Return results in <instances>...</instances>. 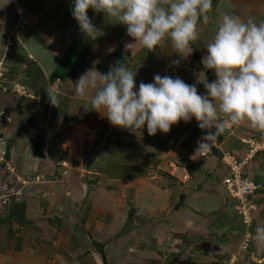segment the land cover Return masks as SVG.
<instances>
[{"label": "rangeland", "instance_id": "374dc122", "mask_svg": "<svg viewBox=\"0 0 264 264\" xmlns=\"http://www.w3.org/2000/svg\"><path fill=\"white\" fill-rule=\"evenodd\" d=\"M71 8L67 0H57L47 21L42 20L49 28L54 27L58 31L59 34L50 29V39H59L60 44L49 42L50 39L43 41L42 38L37 41L25 40V50L21 51L23 37L18 31L9 39L7 58L2 60L0 66V150L3 148L0 152L4 154L5 149H9V160H6V156L0 159V185L8 186L6 190L1 188L0 191V241L6 245L5 249L24 248L27 255L34 256V264H40L42 260L44 264H235L237 258L233 252L223 255L219 247H213L206 241L207 223L213 226L215 222L201 215L209 209H219V197H227L222 181L225 173L219 169L218 159L210 158L206 163H201L204 166L199 168L201 172L196 173L198 179H195V187L201 186L202 189L193 196L184 195L193 186L192 183H188L185 189L184 184L180 182L179 185L165 173L166 170L168 174L174 175L178 169L174 164V156L182 157V145L181 148L179 145L185 140L181 138L184 134L186 143L192 146L187 153L195 154L197 141L204 134L195 119L189 123L181 121L173 125L169 133L158 132L154 136L147 133L146 126L136 132L112 126L97 112L85 109L90 107L91 93L86 98L75 94L74 84L78 79L52 86L51 90L63 96L60 109L66 108V114L61 115L56 122L51 121V114L46 118L43 116L40 109L45 111L46 108H31L33 100L42 102L41 105L49 104L51 108L46 93L50 88H45L67 50V42L72 39H78L90 48L84 73L92 67L106 73L110 67L108 56L122 47L127 66L137 71V75L150 72L149 76H145L149 83L153 82L155 73L162 76L174 73L188 84L197 83L198 74L205 70L196 72L192 64L194 60L201 64L202 57L207 54L206 46L212 41L222 17L231 14L244 20L252 18L257 23L264 22V0H213L207 23L198 26L197 39L192 42V55L182 60L179 66L172 63L179 58L174 54L170 40L166 39L161 48L151 52L139 44L126 50L125 44L132 42L126 26L115 21L108 22L103 13L97 14L91 9L88 12L90 19L98 29L101 30L103 26L108 31L105 36L100 32L98 39H88L80 31L76 20L71 21L73 27L64 29V22L72 17ZM62 18L64 25L55 26L54 22ZM109 49L113 51L109 52ZM29 54L35 60L31 67L25 62ZM13 65H18V69ZM22 70H25L24 76L19 75ZM3 75L7 79L15 75L13 78L16 81L10 80L4 84ZM215 79L213 72L212 81ZM141 82H136L137 88ZM5 87L9 92L3 91ZM197 87L201 94L205 92L202 83L197 84ZM10 90L14 93H10ZM69 125L71 127L63 134V129L59 127L66 128ZM249 131L255 133L249 139L264 140V134L260 131L252 127ZM180 139L178 151L173 150ZM221 139L226 144V151L231 153L232 150L239 152L242 149L243 154L238 159H245L249 146L242 145L230 132H224ZM37 147L40 151L35 149ZM148 151L154 153L153 158L146 157ZM234 155L238 154L234 152ZM125 156L129 163L140 161L146 176L119 182L101 175L106 165L110 173L120 177L125 170L115 167V164L124 162L122 158ZM38 163L39 170L35 171L33 166ZM29 165L33 166L29 169ZM208 171L215 177L212 183L208 182ZM35 174L39 175L37 179H33ZM39 181L46 182L41 186ZM48 182H54L55 185L49 187ZM20 189L29 194V197L24 195L17 199L27 204L28 215L24 225L16 228V220L5 221L1 225L4 222L2 214L12 210L10 207L4 208V201H11V196L21 192ZM54 189L57 199L52 192ZM25 191L21 192L22 195ZM163 191L171 193L167 206L154 211L155 207L150 205L155 202L152 197L156 195L160 202L162 195L156 193ZM87 192L90 193L89 202L83 205ZM4 196L7 197L4 199ZM250 204L251 209H255L249 220L251 222L257 205L254 199ZM262 209H258L257 214L260 212L264 216ZM58 217L64 222L60 229L57 222L56 225L51 224V220L56 221ZM27 220L33 223H27ZM257 220V224L263 226L264 221L260 217ZM18 228L21 230L17 231ZM219 236L223 241L228 239V233L220 232ZM30 263L33 264L32 260Z\"/></svg>", "mask_w": 264, "mask_h": 264}, {"label": "clouds", "instance_id": "9594fccd", "mask_svg": "<svg viewBox=\"0 0 264 264\" xmlns=\"http://www.w3.org/2000/svg\"><path fill=\"white\" fill-rule=\"evenodd\" d=\"M69 4L72 5V17L88 39H98L101 32L88 15L91 9L97 14L103 13L108 22L126 26L127 35L132 38V42L125 44L126 50L139 44L151 52L161 48L166 39L170 40L174 54L179 58L172 63L179 66L182 60L192 55V42L197 39L198 26L207 23L213 0H69ZM206 50L201 64L194 60L205 70L198 74L197 83L188 84L174 73L172 76L155 73L154 82H141L137 88V71L131 70L126 62L118 61L106 73L95 67L88 69L75 82V94L86 98L91 93L90 107L85 109L97 112L112 126L134 132L146 126L147 133L152 136L158 132L169 133L173 125L195 119L204 134L197 141L193 157L215 147L218 137L222 149L230 153L224 149L221 136L224 132H233L234 135V128L240 127L242 121L264 134V22L225 14ZM111 51L113 49H109ZM206 70H212L211 82ZM200 83L205 89L203 94L198 91L197 84ZM3 91L7 92V87ZM47 96L52 106H59L60 97L53 90L49 89ZM229 125L235 126L232 130H225ZM243 140L255 138H244L242 143ZM8 152L9 149H5V153ZM263 152L256 153L252 160ZM5 153L0 152V159L3 160ZM216 155L222 162L220 151L206 157L217 161ZM175 165L180 169L171 174L186 186L190 179L188 173L177 163ZM247 169L248 166L245 175ZM246 177L250 180L249 175ZM254 185L257 190L260 188ZM254 239L258 245L264 246V226L257 225Z\"/></svg>", "mask_w": 264, "mask_h": 264}, {"label": "trees", "instance_id": "16d2710c", "mask_svg": "<svg viewBox=\"0 0 264 264\" xmlns=\"http://www.w3.org/2000/svg\"><path fill=\"white\" fill-rule=\"evenodd\" d=\"M101 32L104 33L103 36H105L108 31H106L105 28H103V26H101ZM55 44H60L59 39L56 40L55 38L50 39L49 42H52ZM90 48L85 45L83 42H81L78 39H72L71 41L67 42V50L63 53V55L61 56L60 60L58 61V65L55 68V70L52 72L49 80H48V87H46L45 89H48L55 84V83H67L69 82V80H77L85 71L86 69V59H87V55L89 52ZM62 51V50H61ZM126 53V52H125ZM125 54L123 53V48L119 47V50L117 49L116 51L112 52L109 56L107 61L109 62L108 67L113 65L116 62H125ZM195 59L197 58V56H194ZM170 61V60H169ZM194 65V63L192 64ZM12 70H16L18 72L17 69H12ZM12 70L10 73H12ZM157 70V69H156ZM25 70H22L21 72H19L20 76H24V72ZM150 72H144L143 75L139 74L136 75V82H144V83H149V79L148 77L145 78V76H149ZM15 76V75H13ZM5 78L6 82L14 81L16 78ZM168 76H172V73H169ZM144 79V81H143ZM16 81V80H15ZM154 82V81H153ZM10 93H14L12 90H10ZM48 91V90H47ZM46 91V93H47ZM9 92V91H7ZM61 98L63 97L62 95H58ZM43 99V98H42ZM21 101L23 102L24 99H21ZM33 105L31 110H34L36 108L40 109V107L42 108H46L45 111H43L42 109H40V111H42L44 113L43 116L48 117L49 114L53 115L52 120L56 122L58 120L59 117H61V115L66 114L65 107H62L60 109V107H55V106H51V108L49 107V104H42L40 102H37L36 100H33ZM51 110V111H50ZM92 115V114H91ZM56 126V125H55ZM69 127H71V125H69L66 128H62L59 127V129H63L62 133L64 134V132L66 133L69 129ZM150 143V142H149ZM182 145V148H181ZM132 146V145H130ZM179 147L181 148V151L183 152L181 155L182 157H175V163L174 164H178L179 167L183 168L186 170V172L189 175V182L188 183H192L193 186L188 188L189 190H187L186 192H184V195L187 193L188 196H193L195 195L197 192H199L200 189H202L201 186L199 187H195V179H198L196 173L201 172L199 168L203 167V164L200 163H206L207 160L209 159L208 157H201L199 154L196 155L195 157H193L195 154L192 155V159L191 158V154H188L187 152L190 150V147L188 143H186V141H183ZM37 151H40L39 148H35ZM45 147H43L42 150H44ZM173 150L178 151L176 148H173ZM172 150V151H173ZM185 150V151H184ZM36 151V152H37ZM35 152V153H36ZM154 153L150 151H148V154L146 157L148 158H153ZM261 153H259L256 157L260 156ZM262 155L264 156V152L262 153ZM255 157V158H256ZM126 159V160H124ZM130 159V157H129ZM197 159V160H196ZM122 161H119V163L115 164V167L118 168H122L123 170H125L123 172V174H121V176H115L112 173H110L107 169L108 167L105 165L104 170L101 171V175H103L105 178H109V179H113L119 182H126V181H131L134 179H139V178H143L145 175V172L143 171V167L140 161H136V162H131L129 163L128 158L125 156L124 158H122ZM131 160V159H130ZM154 160V159H153ZM218 164L220 165L219 169H221L224 173L225 176L223 177L222 181L224 184V180L230 176V170L228 169V167L222 163L220 161V159H218ZM147 163V161H146ZM201 165V166H200ZM204 169V168H202ZM204 171V170H202ZM165 173H167V175H169L171 178H173L175 180V182H177L179 184V181L170 173L168 174V172L165 170ZM208 182L212 183V180H215V177H213L212 174H210V172L208 171ZM246 175H248V173H246ZM180 185V184H179ZM188 185V184H187ZM186 185V186H187ZM190 185V184H189ZM259 185V184H257ZM185 186V189L188 187ZM260 186V185H259ZM225 187V195L227 197L225 198H221L219 197V199L221 200V206L219 209H209L207 211V213H201L204 214V218L206 219H213L212 221L215 222L213 226L210 224L211 223H207V236L205 238L206 241L209 243V245L213 246V247H219V250L223 251V255H225L226 253H230L233 252L232 254H235V257L237 258L235 260V264H264V262L260 263L259 261L263 260L264 261V246H260L256 243L255 239H254V233H255V228L257 227L258 223V217H260V219L262 221H264V217H262V215L259 214H255L254 217L252 218V221L250 222V224H246L244 218L240 215L239 210L237 209L238 206V202L236 200H234L231 195L229 194V192L226 189V185L224 184ZM180 193H182V190L178 187ZM262 191V187L260 186V188L257 190L256 194L258 192ZM215 192V191H214ZM176 193V190H175ZM17 197L13 196L11 198V201L9 202V207L12 209L11 212H8V218L10 219V221H14L15 219L18 220H25L26 215H27V204L26 201L23 202H19L17 201ZM10 200V199H9ZM8 204V203H7ZM226 204V205H225ZM16 210V211H14ZM232 211V212H231ZM202 212V211H201ZM200 213V212H199ZM257 213V212H256ZM257 218V219H256ZM82 219V218H81ZM256 219V220H255ZM63 220V219H62ZM224 220V223H222V221ZM235 221H238L237 223ZM57 227L60 229L64 222L61 221V218L58 217V219L56 221H52L51 220V224L52 225H56ZM203 221H201L202 223ZM27 223L32 224V221H28ZM204 223V222H203ZM224 226V227H223ZM261 226V225H260ZM264 226V223H263ZM77 227L79 228V225H77ZM239 227H241L239 230ZM81 230V229H80ZM228 233V239H225L224 241L221 240L219 233ZM250 234V238L248 239V246L246 249H243V244L245 242L246 239V235ZM11 236H13V233L10 232ZM202 237V236H200ZM204 238V236L202 237ZM220 254V255H222ZM103 257V256H102ZM219 256H216V258H218ZM217 260V259H216ZM174 264V263H173Z\"/></svg>", "mask_w": 264, "mask_h": 264}, {"label": "crops", "instance_id": "0c3cea01", "mask_svg": "<svg viewBox=\"0 0 264 264\" xmlns=\"http://www.w3.org/2000/svg\"><path fill=\"white\" fill-rule=\"evenodd\" d=\"M61 1H64V0H61ZM29 2H32L28 5L32 8L27 6V4ZM67 2H68V6H69L70 5L69 0H67ZM56 3H57V0H0V62L4 58H7L6 55H8L7 51L9 50L7 43L9 42V39L11 37H13L14 33L19 31L18 33L23 37V42L21 43L22 44L21 51L25 50L24 49L25 40L37 41L39 38H42L43 41H45L46 39L49 40L51 38V36H50L51 31H49L50 29L52 30V32L58 33V31L53 29L54 27L49 28V25L46 22H42V20H46V18L49 17L50 10L52 7H54V5ZM4 20H7V21H4ZM68 21H70V22L75 21V19L73 17H71L67 20V22ZM67 22L66 21L64 22V24L66 23L64 29L67 26H72V27L74 26L72 22L69 24H67ZM54 24H55V26L57 24L58 25L62 24V26H63L64 25L63 24V18L55 21ZM27 33H28V35H27ZM17 53H20V52H17ZM16 56L23 59V57L18 55V54H16ZM28 56H29L28 59H25V58L24 59H25L26 64H28L31 67L34 65L35 60H34V58H32L31 54H29ZM18 63H21V62H18ZM13 67L18 69L19 66L13 65ZM242 123L243 124L241 125L240 128L238 127V129L237 128L235 129V134H234L235 136H233V132H231L230 135L232 134L231 135L232 137H236V139H238L240 141V143L242 145H244L241 142V140L244 138H247V137L249 138L251 136H254L255 133H253V131L252 132L249 131V129H251V125L249 123L244 122V121H242ZM185 135L186 134H184L181 138L185 137ZM181 140L182 139H180L178 141V143L175 145L174 148H176V146L180 143ZM225 145H224V148H225ZM231 152L237 153L240 157L243 154L242 149L239 152L234 151V150H232ZM257 158H259V160ZM262 158H264V156L256 157L254 160H252L249 163L248 169H247L250 180L252 182H254L255 184H259L262 187V191L258 192L253 198L254 202L257 205L256 212H258L259 211L258 209H260L261 207H263V209H264V160ZM190 159H192V157ZM216 159H217V155H216ZM37 161L39 162V159H37ZM32 166L33 165H31V166L29 165L28 166L29 169ZM39 166H40L39 163L37 165L35 164L33 166L35 171L39 170ZM38 177H39V175H36L33 177V179H37ZM44 182H46V181H39L41 186L44 184ZM62 183L64 184V182H62ZM62 183H61V185H62ZM48 185H49V187H51V186H54L55 183L54 182H48ZM1 188L6 190V188H8V186H6V185L1 186L0 185V191H1ZM57 190H58V188H57ZM19 191L22 192L25 190L20 189ZM21 192L18 196H16L17 198H19L20 196L24 197V195L29 197V194H27L28 192L25 191V193H23V195ZM52 192L54 193V196L57 199L55 189ZM156 194L162 195V198L164 199V201H162L163 200L162 199L159 202V200L157 199V196L154 195L152 198L155 199V202L150 204L152 207H155L154 211H156V208H158V207L165 208L167 206L166 203L168 202L167 200H169V198H170L169 195L171 193L169 191H163V193L159 192ZM56 199H54V200H56ZM9 202H10V200L7 201L8 204H9ZM7 203L3 204V205H6L4 208L9 207V205H7ZM220 206H221V203H220ZM259 215H262V214H260V212H259ZM2 216H3L4 222L1 223V225H4L5 221L10 222V219L8 218V212L3 213ZM262 217H264V216L262 215ZM15 220L17 222L16 228L19 225H20L19 227H22L24 225L25 220H18V219H15ZM20 230H21V228H18L17 231H20ZM15 237L17 238L18 234H16ZM49 247L54 248L53 246H49ZM5 248H6V245L2 241H0V264H29V261H31V260L34 264L35 260H33V258H32L34 256L29 255V254L27 255L24 248L21 249V247H18L17 249H12V250L5 249ZM57 249H58V247H57ZM21 250H23V251H21ZM34 259H36V258H34ZM103 260H104V258H103ZM30 264H32V263H30ZM40 264H44V260H42V262H40Z\"/></svg>", "mask_w": 264, "mask_h": 264}, {"label": "built area", "instance_id": "2783aa9c", "mask_svg": "<svg viewBox=\"0 0 264 264\" xmlns=\"http://www.w3.org/2000/svg\"><path fill=\"white\" fill-rule=\"evenodd\" d=\"M234 126L235 125H229L225 130H232ZM243 143L248 144L250 149L249 153L242 161H240L234 154L226 153L222 149L219 137L216 141L215 147L210 148L205 153H200V155L201 157H206L216 151L222 152V162L230 170V176L224 180V184L226 185V189L231 197L238 202L237 209L239 210L240 215L244 218L246 224L249 225L252 212L255 210L251 209L252 205L250 204V201L257 190V186H255L254 183L246 177L245 169L256 153L264 151V141L258 142L256 140H243ZM249 238L250 234L247 233L243 249L247 248Z\"/></svg>", "mask_w": 264, "mask_h": 264}, {"label": "water", "instance_id": "95a60500", "mask_svg": "<svg viewBox=\"0 0 264 264\" xmlns=\"http://www.w3.org/2000/svg\"><path fill=\"white\" fill-rule=\"evenodd\" d=\"M194 68H195L196 72H199V71L203 70V66L198 64L197 61H194ZM211 74H212V70H206V75H207V79H208L209 82H211ZM6 160L7 161L9 160V154L8 153L6 155ZM89 196H90V193L87 192L85 194L83 205H86L89 202Z\"/></svg>", "mask_w": 264, "mask_h": 264}, {"label": "bare ground", "instance_id": "6f19581e", "mask_svg": "<svg viewBox=\"0 0 264 264\" xmlns=\"http://www.w3.org/2000/svg\"><path fill=\"white\" fill-rule=\"evenodd\" d=\"M234 129H236V128H234ZM240 160H242V159H240ZM168 164H170V162H169ZM177 168H178V167H177ZM178 169H180V168H178ZM171 171H172V169H171Z\"/></svg>", "mask_w": 264, "mask_h": 264}, {"label": "flooded vegetation", "instance_id": "af4514ba", "mask_svg": "<svg viewBox=\"0 0 264 264\" xmlns=\"http://www.w3.org/2000/svg\"><path fill=\"white\" fill-rule=\"evenodd\" d=\"M7 178V177H6Z\"/></svg>", "mask_w": 264, "mask_h": 264}]
</instances>
